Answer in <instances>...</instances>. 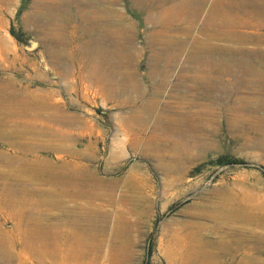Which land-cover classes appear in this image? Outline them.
Masks as SVG:
<instances>
[{
  "label": "rangeland",
  "instance_id": "374dc122",
  "mask_svg": "<svg viewBox=\"0 0 264 264\" xmlns=\"http://www.w3.org/2000/svg\"><path fill=\"white\" fill-rule=\"evenodd\" d=\"M213 3L172 23L163 10L176 0H0V264H207L198 259L228 242L226 224L246 228L249 247L220 264H264V224L228 220L241 209L264 218V0H220L208 25ZM207 44L227 73L208 71ZM224 154L244 163L214 164ZM51 167L91 170L100 186L82 195L32 175ZM16 181L20 203L38 202L29 217L5 201ZM56 202L87 211L92 237L58 242L56 227L79 234L58 225ZM184 222L195 234L186 259L173 240Z\"/></svg>",
  "mask_w": 264,
  "mask_h": 264
},
{
  "label": "bare ground",
  "instance_id": "6f19581e",
  "mask_svg": "<svg viewBox=\"0 0 264 264\" xmlns=\"http://www.w3.org/2000/svg\"><path fill=\"white\" fill-rule=\"evenodd\" d=\"M168 1V0H166ZM238 2V4H241V3H244V0H236ZM165 2V1H164ZM177 4L176 6H168V8H164V13L166 14V16L170 17V19H173L171 20V22H176L178 21V17H177V14H181L182 12L185 13L187 15V17H189L190 19L193 18V16L199 11V9L204 5L205 3V0H176ZM220 2V0H214V3L212 5V7L209 9L208 11V16H207V24L210 25L212 24V22L214 21L213 20V15L214 13L216 12V7H217V3ZM166 3V2H165ZM166 5V4H165ZM164 5V6H165ZM260 4H258L257 6H259ZM71 8V7H70ZM69 9V8H67ZM66 9V10H67ZM76 9V8H75ZM70 10V9H69ZM66 12V11H65ZM74 12V10H73ZM73 12H71L73 14ZM75 14V13H74ZM68 16H70V14H67ZM183 15V14H181ZM180 15V16H181ZM217 16V15H216ZM219 16V15H218ZM167 17V18H168ZM176 17V18H175ZM215 19V18H214ZM222 19V17H221ZM206 21V19H205ZM225 21V20H224ZM221 24V23H220ZM190 29V28H189ZM221 29V28H220ZM206 34V33H205ZM209 34V33H208ZM207 34V35H208ZM211 35V34H210ZM53 38V37H52ZM209 39V38H208ZM208 41V40H207ZM202 42V41H201ZM203 43V42H202ZM205 44V43H204ZM204 47L206 49H204V57L206 58V63H207V69L209 71V69L211 67H214V68H217L216 70L218 71H227L228 69V61L227 59L225 58H222L220 55H218V49L211 46V45H204ZM54 50V49H53ZM231 50V49H230ZM214 51H216L214 53ZM168 52V51H167ZM214 53V54H213ZM57 55V54H56ZM259 58L261 60H264V54L260 53L259 54ZM217 58V61L214 62L213 59L214 58ZM197 58H200L198 59V61L200 62V64L202 63V57L198 56L196 57ZM204 62V61H203ZM237 62V65L246 69H250L251 67V64L249 62V59H246V58H242L240 59L239 61H235ZM165 63V62H164ZM204 65V64H203ZM199 67V66H198ZM201 68V67H200ZM202 69V68H201ZM230 72V71H228ZM170 73V72H169ZM227 73V72H226ZM167 76V75H166ZM164 77V75H163ZM125 78V81H128L129 84L132 86V87H135L134 89H136L137 85L133 84L134 82H132L133 80V77H132V73H129L127 72L124 76ZM197 81H199V83L202 85L203 87V90L205 92H211V88L214 86L213 85V81L212 80H204L201 78L196 77ZM55 118V116H54ZM130 119V118H128ZM132 119V118H131ZM57 120V119H56ZM60 121V119H59ZM68 121V120H67ZM130 121V120H129ZM143 121V120H142ZM66 123V122H65ZM142 123V122H141ZM140 123V124H141ZM158 125V124H157ZM179 128V126H177ZM184 130V129H183ZM154 131V130H153ZM160 133V132H159ZM39 170V169H38ZM44 171H46V176L44 175ZM58 170V169H57ZM57 170L54 171V168H43V169H40V172L41 174L39 173H35V172H32V175L35 176V178H42L43 180H47V181H55L56 183H60V184H65V185H73L78 187L79 188V191L77 192L78 194H86V190L83 191V193L80 191V189L83 187H87L88 184L91 185V187H96L97 184L100 182L99 178L96 176V174L94 172H92L91 170H87V169H82V168H78L76 169L74 172L70 173V174H66L64 171H60L57 172ZM57 172V173H52L51 172ZM20 180H23V179H20ZM10 182V181H9ZM18 184V182L16 181V184L13 182L11 183L12 186H10V184H7L6 187H4V189H7L8 191V194H6V198H5V201L7 203H10V204H20L23 205V214L26 215L25 212H27L28 210L25 209V207H29L33 204H37L38 205V202L37 200L36 201H27V199H25L23 201V203H20L21 200L20 198H17L16 196H18L20 194H25V190L24 189H20V187L16 186ZM19 184H21L19 182ZM100 185L97 186V188L99 187ZM75 188V187H74ZM96 188V189H97ZM86 189V188H85ZM72 190V189H70ZM67 191L68 193L70 192ZM95 190V189H94ZM93 190V191H94ZM25 191V192H24ZM66 191V190H65ZM98 191V190H97ZM93 197H96L98 195L97 192H93ZM100 193V192H99ZM75 194V193H74ZM91 195V194H90ZM20 196H23V195H20ZM76 196V195H75ZM101 197V195H99ZM85 198V197H84ZM95 199V198H94ZM101 199V198H99ZM97 200V199H96ZM87 201V200H86ZM85 201V202H86ZM93 201V200H92ZM92 201L90 202V204H92ZM97 203V202H96ZM94 203V204H96ZM50 204V203H48ZM57 204V205H56ZM76 204V203H75ZM55 205V207L59 208V210L62 211V213H60L59 215V218L58 220L59 221V224L62 223V224H71L72 227H74L75 229L77 228V232L79 234V236H77L75 234L74 231H72V229H58V227H56V230L54 232H56V237H57V240L58 242H61L63 241L64 239H70L72 242L78 240L80 242L84 241V238L86 235L90 236L92 235V233L90 232V234L88 233L90 231L89 229V226L87 227V229L85 228L87 222H85V226L82 225V223H80V217H84L81 216L82 214L84 213H87V211L85 212H81L79 214H74V215H70V212H71V208H68V205L67 206H64L63 203L61 202H56L54 204H52V206ZM74 205V204H73ZM80 205V204H79ZM79 205H76V207ZM84 205V204H83ZM82 205V206H83ZM89 205V204H88ZM102 205V204H101ZM250 205V204H249ZM75 206V205H74ZM93 206V205H92ZM89 208V206L86 205V208ZM94 207V206H93ZM81 207H79V209H75L76 210H80ZM91 208V207H90ZM83 209H85L83 207ZM82 209V210H83ZM103 209V207H102ZM101 209V210H102ZM91 210H94L93 208ZM101 210H100V207L95 209L93 212L95 213H98L100 212L101 213ZM90 211V210H89ZM74 212V211H73ZM80 212V211H79ZM28 213V212H27ZM30 213V212H29ZM32 213V212H31ZM30 213V214H31ZM90 213V212H88ZM90 215V214H89ZM96 215V214H95ZM27 217H29V214L26 215ZM29 219V218H28ZM32 219V217H31ZM30 219V220H31ZM85 219V218H83ZM95 219V218H94ZM93 219V220H94ZM27 220V219H26ZM56 219V221H58ZM82 220V219H81ZM91 220V219H90ZM228 220L230 222H241V223H248L249 225H254V226H258L259 224H264V218H259V217H255L254 215L248 213L247 211L245 210H240V211H236L234 213L233 216L229 217ZM66 221V222H65ZM86 221V219H85ZM89 221V220H87ZM29 222V221H28ZM65 222V223H64ZM84 222V221H83ZM90 222V221H89ZM88 222V223H89ZM92 223V221H91ZM182 225L178 228L175 229V233L173 234V240L175 242V246L178 247V252H176L180 258L182 259H186L192 252H195L194 250V245L193 244H189L190 241L193 240V238H195V234L191 233L190 230H188V226L189 224L187 225L185 222L184 223H181ZM57 225V226H58ZM91 225V224H89ZM227 226V229H228V233L230 234V237H229V240L228 242H230V244H232L231 246L233 247V250L230 248V246L228 245V242L227 243H220L221 247L219 246V248L212 252V251H207V253H201V257L198 259L201 263H203V261H206L207 264H220L223 260L221 258H223V253L228 252V253H231V256L234 255V252L233 251H237V250H240L241 248H243L242 246H247L249 247V243L247 242V240H244L245 239V235H246V231L247 229L245 230L243 227H232L230 224H226ZM37 226V225H36ZM96 227V226H95ZM187 227V228H185ZM190 227V226H189ZM39 228V227H38ZM116 228V227H115ZM194 229V228H193ZM34 230V229H33ZM88 230V231H87ZM87 231V232H86ZM36 238V239H42L41 237V234H40V230H36L35 233H33V238ZM92 237V236H91ZM50 238V237H48ZM70 241V242H71ZM253 244L250 246L254 249V251L256 250L257 246H259L258 243H256L257 241H252ZM97 244V243H96ZM176 249V248H175ZM89 250V249H88ZM96 250V249H95ZM100 250V249H99ZM84 251L86 252L87 250L84 249ZM84 252V253H85ZM98 252V251H96ZM233 252V253H232ZM88 253V252H87ZM85 253V254H87ZM98 255V254H97ZM261 255V254H260ZM97 257V256H96ZM93 258V257H92ZM254 258H258L257 255L254 256ZM229 259V258H228ZM93 260V259H92ZM192 260V259H191ZM225 261V260H224ZM232 261V259H231ZM237 261V260H236ZM90 262V261H89ZM190 262V261H189ZM238 262V261H237ZM244 261H240L239 264H242ZM91 263V262H90ZM188 263V262H187ZM197 263V262H195ZM225 263V262H224ZM261 260H253V262H251V264H261ZM190 264V263H188ZM192 264V263H191ZM245 264V263H243Z\"/></svg>",
  "mask_w": 264,
  "mask_h": 264
},
{
  "label": "trees",
  "instance_id": "16d2710c",
  "mask_svg": "<svg viewBox=\"0 0 264 264\" xmlns=\"http://www.w3.org/2000/svg\"><path fill=\"white\" fill-rule=\"evenodd\" d=\"M15 37L18 39L17 35ZM213 162L216 165L244 163L242 159L232 157V155H228V154L218 156L216 159L213 160Z\"/></svg>",
  "mask_w": 264,
  "mask_h": 264
},
{
  "label": "water",
  "instance_id": "95a60500",
  "mask_svg": "<svg viewBox=\"0 0 264 264\" xmlns=\"http://www.w3.org/2000/svg\"><path fill=\"white\" fill-rule=\"evenodd\" d=\"M35 44H36V42H35V41H33V42L31 43V45H32V46H34Z\"/></svg>",
  "mask_w": 264,
  "mask_h": 264
},
{
  "label": "crops",
  "instance_id": "0c3cea01",
  "mask_svg": "<svg viewBox=\"0 0 264 264\" xmlns=\"http://www.w3.org/2000/svg\"><path fill=\"white\" fill-rule=\"evenodd\" d=\"M259 7V6H258Z\"/></svg>",
  "mask_w": 264,
  "mask_h": 264
}]
</instances>
